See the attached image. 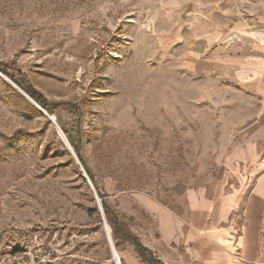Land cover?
<instances>
[{
    "label": "rangeland",
    "instance_id": "1",
    "mask_svg": "<svg viewBox=\"0 0 264 264\" xmlns=\"http://www.w3.org/2000/svg\"><path fill=\"white\" fill-rule=\"evenodd\" d=\"M137 2L0 0V246L38 242L53 253L42 264H116L98 193L125 219L138 193L212 186L229 170L233 122L257 102L177 67L156 43L163 21H137ZM14 80L80 106V135L68 108L41 107L81 160Z\"/></svg>",
    "mask_w": 264,
    "mask_h": 264
},
{
    "label": "crops",
    "instance_id": "2",
    "mask_svg": "<svg viewBox=\"0 0 264 264\" xmlns=\"http://www.w3.org/2000/svg\"><path fill=\"white\" fill-rule=\"evenodd\" d=\"M137 1V21H163L156 43L177 51V67L257 103L233 122L241 135L220 182L136 194L130 228L160 264H264V0ZM119 253L144 264L130 244Z\"/></svg>",
    "mask_w": 264,
    "mask_h": 264
},
{
    "label": "trees",
    "instance_id": "3",
    "mask_svg": "<svg viewBox=\"0 0 264 264\" xmlns=\"http://www.w3.org/2000/svg\"><path fill=\"white\" fill-rule=\"evenodd\" d=\"M0 69L5 72L3 68L0 67ZM14 81L27 93L29 97L36 101L45 110L50 111L52 106H65L68 108L69 112L75 117L77 132L80 135L79 119L81 116V109L79 105L70 102H56L52 104L48 103V101H46V99L39 92H37L32 87H29L25 80L21 82L16 80ZM64 132L67 135L73 150L80 159L79 143L75 139H71L66 129H64ZM98 195L101 199L104 217L111 229V235L115 241V245L130 244L133 246L141 262L144 264H160V261L153 255L152 251L144 246L140 238L131 231L130 227L133 221L132 218L126 217L125 219H120L117 212L104 201L102 195H100V193H98Z\"/></svg>",
    "mask_w": 264,
    "mask_h": 264
},
{
    "label": "built area",
    "instance_id": "4",
    "mask_svg": "<svg viewBox=\"0 0 264 264\" xmlns=\"http://www.w3.org/2000/svg\"><path fill=\"white\" fill-rule=\"evenodd\" d=\"M40 243L25 246L19 249L0 246V264H42L52 260L53 253L50 250H41ZM116 263V262H115ZM116 264H120L117 262Z\"/></svg>",
    "mask_w": 264,
    "mask_h": 264
},
{
    "label": "water",
    "instance_id": "5",
    "mask_svg": "<svg viewBox=\"0 0 264 264\" xmlns=\"http://www.w3.org/2000/svg\"><path fill=\"white\" fill-rule=\"evenodd\" d=\"M22 92H23V91H22ZM23 93H24V95H25L26 97H28L29 99H31V100H32V101H33V102H34V103L40 108V111H41L44 115H46L52 123H54V124L57 126L58 130L60 131V133H61V134L63 135V137L65 138V140H66V142H67V145L70 147L72 154H73L74 157L78 160V158H77V156H76L74 150L71 148V145L69 144V142H68V140H67L65 134L63 133V131L61 130V128L58 126V124L55 122V118L52 120L50 114H48V113H47V112H46L41 106H39V104H37V103H36L31 97H29L25 92H23ZM90 186L92 187L93 191L95 192L94 187H93L91 184H90ZM95 194H96V192H95ZM100 207H101V206H100ZM101 211H102V213H101V214H102V220H103L104 225H105V228H106V232H107L108 240H109V242H110L111 248L114 249V246H113V244H112V240H111V233H110V230H109L108 225H107V223H106V219H105V217H104V214H103V210H102V208H101Z\"/></svg>",
    "mask_w": 264,
    "mask_h": 264
},
{
    "label": "bare ground",
    "instance_id": "6",
    "mask_svg": "<svg viewBox=\"0 0 264 264\" xmlns=\"http://www.w3.org/2000/svg\"><path fill=\"white\" fill-rule=\"evenodd\" d=\"M51 119L53 120L54 119V117L53 116H51ZM56 122V121H55ZM63 136V135H62ZM64 138V137H63ZM64 140H65V138H64ZM66 141V140H65ZM72 148V147H71ZM112 254H113V259H114V261L117 263V262H119V257L117 256V252L115 251V249H112Z\"/></svg>",
    "mask_w": 264,
    "mask_h": 264
}]
</instances>
